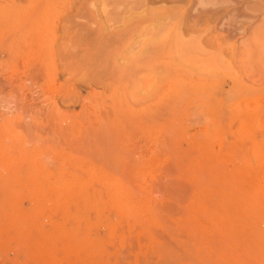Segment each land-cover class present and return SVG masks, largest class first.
Returning <instances> with one entry per match:
<instances>
[{"label":"rangeland","instance_id":"1","mask_svg":"<svg viewBox=\"0 0 264 264\" xmlns=\"http://www.w3.org/2000/svg\"><path fill=\"white\" fill-rule=\"evenodd\" d=\"M210 263L264 264V0H0V264Z\"/></svg>","mask_w":264,"mask_h":264},{"label":"bare ground","instance_id":"2","mask_svg":"<svg viewBox=\"0 0 264 264\" xmlns=\"http://www.w3.org/2000/svg\"><path fill=\"white\" fill-rule=\"evenodd\" d=\"M177 262V261H176ZM211 264V263H210Z\"/></svg>","mask_w":264,"mask_h":264}]
</instances>
